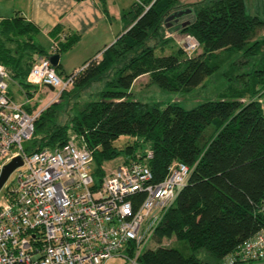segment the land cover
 I'll use <instances>...</instances> for the list:
<instances>
[{"label": "trees", "instance_id": "1", "mask_svg": "<svg viewBox=\"0 0 264 264\" xmlns=\"http://www.w3.org/2000/svg\"><path fill=\"white\" fill-rule=\"evenodd\" d=\"M184 8L191 5L182 6L179 0L135 4L124 16V33L85 63L73 86L82 91L106 80L98 99L69 104L64 121L61 115L66 107L52 103L36 120L26 149H55L75 136L92 152L98 177L106 175L107 162L121 156L122 165L146 164L156 182L166 177L174 163L191 168L187 185L153 234L158 247L141 253L138 264H223L264 228V36L258 37L264 21L246 12L244 0H204L188 24L180 27L182 36L198 40L201 52L192 55L182 47L171 55H157L148 40L166 44V20ZM0 31L4 36L0 63L9 70L12 83L23 89L31 86L27 76L38 58L61 55L80 40L78 35L64 34L58 25L50 33L58 49L47 52L36 42L40 31L23 17L3 20ZM62 35H66L64 41ZM6 41L19 46L9 48ZM235 50L256 60L252 72L245 74L251 76L247 88L235 100L209 101L187 110L176 104L161 108L131 99L136 81L143 76L166 90L188 92L218 69L215 60ZM66 94L68 90L60 98ZM122 136L134 142L119 149L115 142ZM165 239L186 242L190 253L163 246Z\"/></svg>", "mask_w": 264, "mask_h": 264}, {"label": "built area", "instance_id": "2", "mask_svg": "<svg viewBox=\"0 0 264 264\" xmlns=\"http://www.w3.org/2000/svg\"><path fill=\"white\" fill-rule=\"evenodd\" d=\"M184 37L187 53L200 48L195 37ZM56 49L53 40L52 51ZM81 71L61 78L49 58H38L27 83L39 90L60 88V98ZM10 82L9 70L0 63V177L18 157L23 165L15 171L26 169L0 196V264H112L117 258L138 264L144 242L187 185L191 168L174 163L159 182L142 163L121 165L98 177L92 152L75 136L55 149L28 152L23 143L33 138L42 111L29 112L28 104L15 102ZM257 261H264V228L223 264Z\"/></svg>", "mask_w": 264, "mask_h": 264}, {"label": "rangeland", "instance_id": "3", "mask_svg": "<svg viewBox=\"0 0 264 264\" xmlns=\"http://www.w3.org/2000/svg\"><path fill=\"white\" fill-rule=\"evenodd\" d=\"M179 1L182 6L191 5V8H184L183 10L179 11H191L195 15L204 0ZM244 2L246 12L248 14L257 15L261 18V20L264 21V0H244ZM192 13L184 15L178 21L170 22L172 26L166 27L164 31V38H169V41L166 44H162L159 39L148 40V44L150 46L156 47L157 55H171L177 52L179 48L183 47L182 40H184L185 37H180V27L184 23H188V21L192 18ZM169 34H172L173 36L168 37ZM263 36L264 30L259 34L258 37L261 39ZM36 42H40L48 52L52 51V44L49 43L45 37H40L38 40L36 39ZM200 52L201 49L192 53V55H197ZM76 55L77 54H75L74 51L64 54V64L67 66L66 72L68 73H65L62 68L59 67L58 72L61 75V78L67 77L66 74H71L75 69L76 71H79L83 68L84 62L81 63L80 58ZM215 61H217L216 64L219 66L218 69L215 70L212 75L207 77L202 85L192 88L188 92H175L166 90L151 82L148 76H144L140 78L133 87V95L131 96V99L149 105H157L161 108H164L169 104H176L187 110L193 109L209 101L237 99L238 94L242 91H245L248 86L247 79L251 76H246L245 74L252 72V65L256 60L252 59L251 56L246 57L243 51L235 50L231 55L223 53L222 56ZM105 81L106 80L95 82L88 89L82 91H79L80 89L78 88L71 87L68 89L69 95L66 94L63 98H58V95L61 93L60 88L55 89L54 91L49 88H43L39 90L38 88L32 86L23 89L18 84L10 82V91L15 102L19 104H28L31 109L36 111H43L47 106L55 102V99L58 98L55 103H62L67 110L66 113L61 115V118L64 121L67 117L66 114L69 113V104L72 107V104L75 101H77L79 105H83L86 101L98 99V93L105 89ZM27 90L30 91V94L27 93ZM132 142H134L132 137L122 136L115 142V146L120 149L126 143ZM29 145L30 143L28 141L23 143L25 149H27ZM123 158L124 157L121 156L113 161L107 162L104 166L105 172L107 174L115 172L122 165L124 160ZM25 170V168H21L10 176L5 187L0 192L1 197L4 196L6 188L17 182L20 173L24 172ZM162 245L165 247L176 246V248L181 250L185 255L190 253V249L186 242H179L177 244L174 239H165ZM157 247L158 243L153 239V237H150L144 242L141 251L144 253L148 249H156ZM111 263L132 264V262L125 258H117L112 260Z\"/></svg>", "mask_w": 264, "mask_h": 264}, {"label": "crops", "instance_id": "4", "mask_svg": "<svg viewBox=\"0 0 264 264\" xmlns=\"http://www.w3.org/2000/svg\"><path fill=\"white\" fill-rule=\"evenodd\" d=\"M142 1L144 0H0V24L5 19L23 17L40 31L41 37H45L52 47L53 38L50 33L58 25L63 26L64 34L78 35L79 42L60 55V68L68 73L64 64L65 53L74 51L84 65L96 55L102 54L124 33L125 14ZM3 37L0 31V39ZM6 42L12 49L19 46L12 41Z\"/></svg>", "mask_w": 264, "mask_h": 264}, {"label": "water", "instance_id": "5", "mask_svg": "<svg viewBox=\"0 0 264 264\" xmlns=\"http://www.w3.org/2000/svg\"><path fill=\"white\" fill-rule=\"evenodd\" d=\"M188 13H192L191 11H179L171 15L166 22L168 23L167 27H171L172 24L170 22L172 21H178L181 17L184 15H187ZM188 23H184L183 26H186ZM51 63L53 66L57 69L60 64V55L55 54L49 57ZM51 90L54 91V89L51 87ZM23 165V161L20 157L14 159L11 163L7 164L3 170V173L0 177V189L4 186L10 175L19 167Z\"/></svg>", "mask_w": 264, "mask_h": 264}]
</instances>
